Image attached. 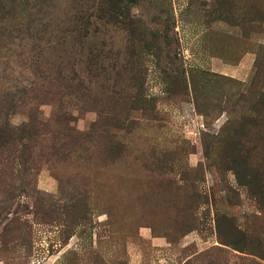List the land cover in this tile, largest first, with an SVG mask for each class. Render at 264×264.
Listing matches in <instances>:
<instances>
[{
    "label": "rangeland",
    "instance_id": "1",
    "mask_svg": "<svg viewBox=\"0 0 264 264\" xmlns=\"http://www.w3.org/2000/svg\"><path fill=\"white\" fill-rule=\"evenodd\" d=\"M0 264H264V0H0Z\"/></svg>",
    "mask_w": 264,
    "mask_h": 264
}]
</instances>
